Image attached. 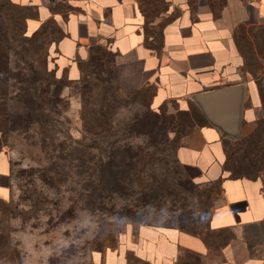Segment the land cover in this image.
<instances>
[{"label": "crops", "instance_id": "obj_1", "mask_svg": "<svg viewBox=\"0 0 264 264\" xmlns=\"http://www.w3.org/2000/svg\"><path fill=\"white\" fill-rule=\"evenodd\" d=\"M8 1L31 13L26 35L48 19L65 31L48 54L67 60L68 79L79 78L76 59H85L88 47L100 43L114 54L122 90L146 92L152 111L192 118L180 133L176 157L193 183L217 186L207 230L227 238L216 248L215 264H264V160L252 176L232 174L228 168V151L237 142L264 136V55L256 44L264 30V0H205L195 9L188 0H167L168 19L151 23L145 22L136 0ZM58 2L63 7L52 10ZM246 39L259 57L257 74L245 67L241 47ZM228 85L241 87L240 138L212 124L194 100L198 93ZM6 93L0 75V98ZM10 182V161L0 148V199L6 198ZM118 247L104 250L99 261L125 264L124 253L131 252L149 264H174L180 251L201 258L211 251L198 234L145 224L128 229Z\"/></svg>", "mask_w": 264, "mask_h": 264}, {"label": "rangeland", "instance_id": "obj_2", "mask_svg": "<svg viewBox=\"0 0 264 264\" xmlns=\"http://www.w3.org/2000/svg\"><path fill=\"white\" fill-rule=\"evenodd\" d=\"M136 1L145 22L168 19L165 16L168 15L167 0ZM188 1L195 9L205 0ZM5 8H0L2 78H6L8 69L11 72L17 65L22 67L10 50L27 49V61H36L37 67L42 66L44 58L42 49L19 42L18 33H8ZM46 41L47 38H40L38 45L45 48ZM243 43L245 67L257 74L259 57L253 54L249 40ZM257 44L264 55L262 30ZM96 58L90 65L85 63L86 82L76 88L68 86L62 78L67 60L54 53L47 56L46 70L54 72L60 86H50L48 93L60 96L62 103L56 113L49 114L58 123L54 122L57 132L49 133L52 141H47L46 146H40L34 136L15 131L4 134L7 127L3 119L11 110L0 100V148L8 155L12 176L6 198L0 200V264H104L99 261L101 253L119 248L126 231L140 224L181 227L208 241L211 251L207 257L183 251L174 264H215L218 260L216 248L222 244V236L209 232L207 221L212 206L218 201L217 186L193 183L190 174L183 169L187 178L182 177L179 174L182 170L173 162L175 149L182 140L180 133L189 126L190 120L166 112L153 117L146 110L149 101L146 92L124 91L116 83L121 93L117 95L111 127L98 126L95 120H90L91 115L82 121V103L87 110H98V105L107 102L110 96L105 92L109 75L103 70L112 64L104 65L97 55ZM233 137L238 138L239 133ZM113 141L115 145L156 151L149 173L165 177L173 195L149 199L144 204L138 194L114 187V193L107 192L103 197L82 198L84 179L99 159L112 151L109 146ZM228 156L232 174L252 176L264 160V136L253 138L248 144L237 142ZM87 203L91 206H86ZM124 259L125 264H146L130 252L124 253Z\"/></svg>", "mask_w": 264, "mask_h": 264}, {"label": "trees", "instance_id": "obj_3", "mask_svg": "<svg viewBox=\"0 0 264 264\" xmlns=\"http://www.w3.org/2000/svg\"><path fill=\"white\" fill-rule=\"evenodd\" d=\"M4 6H6L4 9V22L9 25V28L6 29L8 33H18L21 37L19 42L27 43L34 49H42L44 55L42 66L37 67L34 65L36 61H27V49H22L20 52L10 50L12 56L22 64V67H19L18 65L13 67V71H11L12 73L8 69L6 78H2L7 85V93L1 97L0 100H3V103H5V105L11 110L3 119V123L7 127L4 134L15 131L20 133V135L34 136L40 146H46L47 141H52L51 134L49 133L57 132V130L55 131L53 128L54 122L57 121H54L49 114L51 112L56 113V108L62 103V98H60V96L53 97L48 93L50 86L56 85L54 88L60 86L57 85L58 81L54 77V72H48L46 70V58L49 55L48 49L50 45L56 44L58 41L66 37V33L53 19H48L42 23L37 31L28 36L26 35L25 21L31 13L24 8L10 3L8 0L0 1V8ZM61 7H63V5H61V2H58L52 7V10H57ZM262 31L264 33V30ZM47 34L49 35L48 37H46ZM40 38H47L45 48L42 47V45H38V40H40ZM259 54H261L260 50ZM96 55L100 61L104 62V65L112 64L109 68L103 70L104 73H108L109 75V78L106 80L107 86L105 87V92L110 93V96L109 98H106L107 102L98 105V110H87L86 105L82 103V106L80 105V114L82 121L86 120L91 115L90 120H95L98 126L102 124L107 126V128H110L112 125V116L116 109V103H118L117 95H120L121 93L116 87L114 54L104 45L94 43L88 47V55L86 59H76L80 73L79 78L77 80L68 79L66 69L64 70L62 78L67 81L68 86L73 85L76 88L82 87L87 78L85 63L86 65H90L93 60L95 61V59H97ZM110 99L111 103H108L110 102ZM192 106L193 105H191V108H194V106ZM146 110L147 113L153 117L165 112L164 110L160 112L152 111L148 105ZM175 115L180 119L184 118L190 120L189 125L192 124V118L188 114L178 113ZM49 126L50 130L48 129ZM74 143L81 145V142L74 141ZM114 145L115 142L113 141L109 146L112 148V151L105 155L103 159H99L98 164L91 168V173L88 174V178L84 179L80 194L82 198L88 197L90 200L94 196L103 197L107 192L114 193V187H121L125 192L138 194L140 200L143 201L144 204H147L149 199L157 200L164 196L173 195L171 185L165 177L159 178L153 173H149L153 161L155 160L156 151L138 150L129 147V145H115V147ZM178 146L174 152L173 162L182 170L179 171V174L182 175V177L184 176L187 178V175L183 170L184 168L180 165L176 157ZM88 168L89 167H87V169ZM137 200L139 201L138 198ZM86 206H91V203H87ZM145 225L156 226L153 224ZM174 228L183 230L181 227ZM220 236H222V241L225 242V239L227 238L226 235ZM181 252L183 251H180V253ZM180 253L178 254L177 259L180 257ZM145 263L149 264L147 262Z\"/></svg>", "mask_w": 264, "mask_h": 264}, {"label": "water", "instance_id": "obj_4", "mask_svg": "<svg viewBox=\"0 0 264 264\" xmlns=\"http://www.w3.org/2000/svg\"><path fill=\"white\" fill-rule=\"evenodd\" d=\"M206 118L226 133L234 136L239 133V106L241 87L228 85L202 93L194 97Z\"/></svg>", "mask_w": 264, "mask_h": 264}]
</instances>
